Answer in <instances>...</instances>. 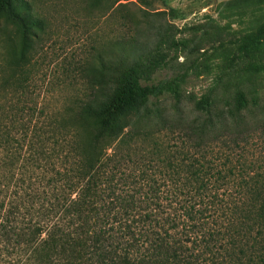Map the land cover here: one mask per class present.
I'll list each match as a JSON object with an SVG mask.
<instances>
[{
	"label": "trees",
	"instance_id": "16d2710c",
	"mask_svg": "<svg viewBox=\"0 0 264 264\" xmlns=\"http://www.w3.org/2000/svg\"><path fill=\"white\" fill-rule=\"evenodd\" d=\"M44 26L25 0H0V264H264L249 105L191 100L187 113L174 92L169 112L155 75L178 43L162 33L149 51L118 38L113 59L80 65L82 94H46Z\"/></svg>",
	"mask_w": 264,
	"mask_h": 264
},
{
	"label": "rangeland",
	"instance_id": "374dc122",
	"mask_svg": "<svg viewBox=\"0 0 264 264\" xmlns=\"http://www.w3.org/2000/svg\"><path fill=\"white\" fill-rule=\"evenodd\" d=\"M25 1L45 24L35 41L38 89L59 98L82 94L89 76L80 65H96L99 52L113 59L118 38L126 37L133 53L149 51L162 33L178 43L155 75L157 82L170 83L162 105L173 110L174 92L182 95L187 113L191 100L247 103L241 145L264 170V39H242L264 35V0H123L120 9L117 0Z\"/></svg>",
	"mask_w": 264,
	"mask_h": 264
}]
</instances>
